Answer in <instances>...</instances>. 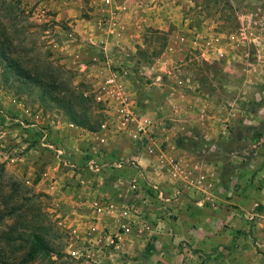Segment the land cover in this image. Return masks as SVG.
Here are the masks:
<instances>
[{
  "label": "rangeland",
  "instance_id": "rangeland-1",
  "mask_svg": "<svg viewBox=\"0 0 264 264\" xmlns=\"http://www.w3.org/2000/svg\"><path fill=\"white\" fill-rule=\"evenodd\" d=\"M47 1L52 3L43 4ZM95 1L101 3L97 8L106 12L99 17V34L82 41L81 37L73 38L75 43H71L76 24L55 21L51 4L57 0H0V39L10 41L11 50H17L29 67L49 66L56 80L87 99L93 96L94 77H102L109 63L115 69L128 70L129 89L157 127L155 136L164 152L175 149L198 157L204 169L195 165L194 175L217 179L216 197L220 186L236 191L256 186L260 191L251 205L253 215H258L246 217L247 226L237 232L246 240L245 245L236 242L234 248L230 244L208 254L184 246L187 250H182V257V245L175 244L181 257L177 264H264V204L260 203L264 202V0H139V26H132L135 21L128 25L131 38L138 43L126 51L121 41H112L122 35H113L108 28L111 21L124 33L127 21L119 18V13L126 11ZM130 9L134 12L133 6L127 12ZM111 11L116 13L113 20ZM108 34L112 37H104ZM80 41L85 57L80 51L73 57L60 55L67 42ZM85 108L93 116L94 130L72 123L38 90L8 81L0 61V200L3 194H10L12 181L29 190L23 192L25 203L46 212L51 222L48 225L59 230L50 233L63 256L61 260L55 257V264H159L141 262L139 220L173 219L168 215L171 202L179 201L185 193L177 195L176 183L170 178L147 182V186L159 185L165 192L171 184L175 195L169 199L165 194L162 199L146 188L155 206L152 211L145 205L148 194L139 196L145 182L139 189V175L128 181L111 173L106 176L108 168L123 169L131 152L110 158L103 155L105 165L98 164L100 149L108 148L111 141L107 145L97 142L106 115L93 101ZM66 130L79 134L80 145L68 140ZM94 160L100 167L91 169ZM103 168V177L109 182L100 187L104 190L89 208L94 215L91 212L90 218L79 221L76 208L69 204L75 193L70 187H77L71 176L100 175ZM161 169H165L164 163ZM78 182L84 189L86 182ZM216 202L205 201L204 205L214 208ZM109 218L116 225L108 229ZM13 221L8 218L0 230ZM155 245L150 246L155 249ZM19 256L12 255L14 259Z\"/></svg>",
  "mask_w": 264,
  "mask_h": 264
},
{
  "label": "crops",
  "instance_id": "crops-1",
  "mask_svg": "<svg viewBox=\"0 0 264 264\" xmlns=\"http://www.w3.org/2000/svg\"><path fill=\"white\" fill-rule=\"evenodd\" d=\"M113 2L115 6L117 3H119L117 4L118 6H125L127 9H129L130 6H133L134 12L130 9L128 12L126 11L119 13V18H121L123 21H127V30L124 33L117 31V33L113 35H122V38H114L112 41H121V45L123 46L122 50L124 51L132 48V46V49H134L136 48V44L138 42L133 41L131 38V33L128 32V29L130 28L128 25H130V21H135L136 23L134 22L132 26L135 25L137 28L139 26V0H113ZM49 3L52 2L47 1L43 4L49 5ZM100 5L101 3L99 4L95 0L90 3L86 2L85 0H57V3L51 4V7L53 11L56 12V15L54 16L55 21L58 22L59 20L66 22L71 21L72 23L75 22L76 30L73 31L74 33L72 34L71 40V43H75L73 38L81 37L80 40L82 41V38L87 39L89 36H97L99 34V17L100 15L106 13L104 8H100L101 10L97 8V6ZM153 20H157V18H154ZM104 37L109 38L112 36L108 34L106 36L104 35ZM96 38L97 37H95V39ZM81 41L79 44H71L67 42V46L61 47L59 52L60 55L63 57H73L78 51H80V53H78L85 57L84 50L82 49L83 43ZM78 58L79 57H77V59ZM76 61L77 60L75 59V62ZM146 115L149 116L148 114ZM197 131L199 132L201 130L198 129ZM66 133V136L69 137L68 140L72 144L80 145L81 140H79V134L76 131L72 130L70 132V130H66ZM124 138L125 137L121 136L112 137L108 148H106L107 150L102 149V151H100L102 158L103 155H105V157L109 156L110 158L113 155H118L120 152H131L129 157H125L126 164L124 165L123 169L113 170L112 168H108L106 171L110 172H107L106 176L110 175L111 173L115 177L121 178L120 180L128 181L129 179H132L133 176L139 175L137 178L141 179V183L145 181L142 183L144 185H142L144 189L141 190L139 196L143 195V193L146 195L147 193L148 197L146 202L149 201V203L144 204L147 205V208H150L152 211H154L155 206L150 201L152 199L148 193L149 189H151L154 184L147 186L146 183L153 181L157 183H160V181H168L167 178L169 177L167 176V172L165 169H161L163 162L158 158L147 156L144 152V143V145L139 143L137 144L132 141H128L127 138ZM125 141L130 143L132 142L131 144H133L134 149L131 150L128 147L130 144H126ZM119 143L122 144L119 145ZM165 153L168 157V160H176V158H179L180 160L178 161H180L182 165L193 174L196 170L195 165H198L197 167L204 169V165L201 164L198 157L193 155L191 152L180 154L179 150L175 151L174 149L172 152L166 151ZM171 153L173 154L171 155ZM99 161L101 160L99 159ZM102 165L105 164L102 163ZM106 166H109V164H106ZM104 172L105 170L103 168L100 175L91 172V174H83L77 178L75 177V179H72L73 176H71V181L75 182L79 189L77 187H70V189L75 190V193L72 191L73 195L69 199V204L76 208L75 215L78 216L80 219L79 221L87 220V218H90L91 212H94L89 208L94 207L95 200L98 197L99 192L104 190L100 187L106 185V181H108V179L105 180L103 177ZM215 173L218 175L222 174L221 171H215ZM80 179L83 183L86 182L84 189H81L79 186L80 183L78 181ZM108 186L111 187V184ZM146 188H148V191ZM166 189L167 198L175 197V195L171 193V184H167ZM259 195L260 191L256 186L249 187L248 189L245 186L238 191L233 189L226 190L223 188V186H220L216 197V203L218 206L213 208L209 205H204V202L200 201L201 197L198 195L182 194L179 201L171 202L174 207L172 206V210L168 212V215H172L170 217H173V219L168 218L163 222L152 220L150 223H148L149 221L139 220L141 221L139 224H141L140 228L142 230L141 238H139V243L142 246L139 247V249H141L139 250V253H142L141 258H144V260L141 259V262L152 260L157 261V263L161 262L159 264H177V261L181 260L180 256L183 257L182 250H187L183 248L184 246H187L190 249L200 250L203 253L208 254L215 249L225 248L230 244H232L234 248V244H236V242L241 244V246L245 245V243H247L246 240L242 237H238L237 232L238 230H244L247 226L245 220L246 217L251 216L252 218L254 215H258V213H254L253 215L251 207L254 206L251 205H254V198H258ZM171 203L169 202V204ZM260 203L264 204L263 201ZM139 205L141 206V203ZM141 212L143 211L141 210ZM145 212L147 214V211ZM158 214L159 212H157V215L155 216H158ZM108 223L109 225L107 224L106 226L108 229L109 227L116 225L114 219L109 218ZM250 240H252L251 237ZM152 244H156L155 249L154 247L150 246ZM175 244L180 246L182 245L179 250V253L181 254L180 256H177L176 254L177 249H175ZM146 246L150 247L147 248ZM149 250L152 251L149 252Z\"/></svg>",
  "mask_w": 264,
  "mask_h": 264
},
{
  "label": "trees",
  "instance_id": "trees-1",
  "mask_svg": "<svg viewBox=\"0 0 264 264\" xmlns=\"http://www.w3.org/2000/svg\"><path fill=\"white\" fill-rule=\"evenodd\" d=\"M7 42L0 39V61L6 79H13V83L18 82L25 88L28 86L38 90L62 109L72 123L94 130L93 116L85 108L87 102L96 103L94 99H87L82 94L77 96L68 84H61L55 79L49 66L45 69H41L39 64L38 67H29L17 50H11L10 41ZM9 186L10 194H3L0 200L3 207L0 224L6 223L8 218L14 221L5 230H0V264H38L46 260L53 262L55 257L61 260L63 256L55 248L50 235L53 230H59L55 229L54 224L48 225L51 223L50 216L35 208V204L28 207L22 197L29 192L27 188H21V184L16 181L10 182ZM16 253L20 256L14 259L12 255L16 256Z\"/></svg>",
  "mask_w": 264,
  "mask_h": 264
},
{
  "label": "built area",
  "instance_id": "built-area-1",
  "mask_svg": "<svg viewBox=\"0 0 264 264\" xmlns=\"http://www.w3.org/2000/svg\"><path fill=\"white\" fill-rule=\"evenodd\" d=\"M105 6H115L113 0H102ZM118 12L127 11L125 6H115ZM112 20L116 13L110 12ZM109 29L112 34L117 33L114 25L109 21ZM111 24L114 26H111ZM106 73L102 76H96L93 79L92 98L96 103L100 104L103 112L106 115L105 121L101 125V129L97 134V142L100 145H107L112 137H125L128 140L145 144L144 152L149 157L160 159L165 162V171L170 179L176 183V194H194L201 197L200 201H213L216 200V195L213 190L218 187L217 179L211 178L206 174L194 175L191 171L187 170L180 161L169 159L166 153L161 149L158 139L155 136L157 127L152 122L151 118L147 116L140 109L136 98L132 95L129 89V72L126 69L114 68L110 63L106 66ZM95 83V84H94ZM91 97V96H90ZM102 151V149L100 150ZM101 160L98 164L102 163L101 153L97 161ZM96 161L90 162V168H99ZM139 178V189L141 185ZM135 184V185H138ZM136 189V186H134ZM155 195L159 198H164L166 192L158 185H153L152 188ZM212 190V193H211ZM141 222V221H139ZM139 224V231L142 233Z\"/></svg>",
  "mask_w": 264,
  "mask_h": 264
}]
</instances>
